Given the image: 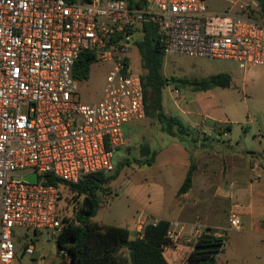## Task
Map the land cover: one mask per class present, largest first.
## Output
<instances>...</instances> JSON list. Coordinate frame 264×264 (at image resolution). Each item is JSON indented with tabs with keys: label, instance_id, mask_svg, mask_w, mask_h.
I'll return each instance as SVG.
<instances>
[{
	"label": "built area",
	"instance_id": "2783aa9c",
	"mask_svg": "<svg viewBox=\"0 0 264 264\" xmlns=\"http://www.w3.org/2000/svg\"><path fill=\"white\" fill-rule=\"evenodd\" d=\"M130 2L140 0H0V264L15 259V229L61 232L64 188L50 180L77 184L112 172L124 127L145 118L141 73L128 57L142 25L155 27L165 58L231 60L244 73L264 68L255 0H233L221 12L206 0ZM86 52L91 66H108L102 96L91 103L80 99L73 76ZM32 175L35 182L25 179ZM229 224L241 230L233 213ZM145 225L137 223L134 239H143ZM167 237L178 238L170 230ZM33 251L25 243L23 254Z\"/></svg>",
	"mask_w": 264,
	"mask_h": 264
},
{
	"label": "rangeland",
	"instance_id": "374dc122",
	"mask_svg": "<svg viewBox=\"0 0 264 264\" xmlns=\"http://www.w3.org/2000/svg\"><path fill=\"white\" fill-rule=\"evenodd\" d=\"M231 1L233 0H206V4L209 11L221 12L230 6ZM128 57L132 71L141 73V57L135 44L130 47ZM163 66L166 77L174 81L162 90V109L165 113H169V109H172L173 100L180 101L184 97L187 98V95L192 96L194 93L189 85L182 84L179 80H200L217 72L239 73L237 77H232L229 74L232 81L228 87L215 86L209 90L200 91V98L195 96L197 103L195 101L191 103V108L201 118H205L206 125L211 119L220 123L227 122L230 126L229 133L225 135L222 126L221 129L219 125L213 126L214 124H212L210 129L200 128L197 135L191 133V139H194V134L200 139L211 138L212 144L220 148V153L235 152L244 159H249L250 156L264 157V70H261L257 77L254 76L244 82V79L240 76L242 72H239L236 63L231 60L171 55L165 58ZM107 69L108 66L101 62H96L90 67L88 79L79 83L78 94L83 102H96L101 98ZM254 69L257 68H250L247 72ZM173 87L176 90L169 91ZM124 133V144L117 149L113 158L114 170L105 173L106 176H112L120 168L116 178L113 179L114 181H111V196L106 200V195L103 193L99 195L100 207L92 218V221L99 226L124 224L123 222L131 216L134 204L145 203L147 196H151L152 185L161 182V174L165 163L176 161L175 167L185 163L184 154L175 152L173 159L172 156L168 158L170 152L168 145L176 139L161 130V124L155 117L145 116L140 121L130 122L124 127ZM143 146H148L150 152L163 149L158 159L151 166L139 163L145 158L141 150ZM206 154L208 156L203 158V161L209 164L207 171H205L206 176L204 177L200 173L201 175L197 177V180L200 182L206 178L210 184L225 181L227 176L223 160H220V163L215 162L212 158L213 150H207ZM201 162L198 163L201 164ZM214 163H218L220 167L214 170ZM260 166L264 169V163ZM213 171L215 172L213 173ZM259 184L264 185V172L259 178ZM67 194H69L67 189H62L63 198L60 201V208L63 211L66 205L64 196ZM71 201L73 203L69 202L66 206L67 209L64 211L65 214L63 213L68 219L74 218L73 216L80 206L81 199L73 198ZM210 205H212L211 208ZM226 205L227 203L222 201L206 200L200 203L198 208L207 213L210 209L222 211ZM226 214L229 215V211ZM222 220H224V217H222ZM197 228L201 231L206 229ZM200 230H198L199 233ZM211 230L224 235L222 230ZM245 230L241 232L228 230L225 233V245H264L259 237ZM194 233L191 234L192 238H195ZM54 240L55 238L45 230L37 231L35 234L31 230L15 229L13 236L16 252L15 264H57L59 255ZM190 240L192 239L185 235L177 243L192 245ZM24 243L32 245L34 250L32 256L23 254Z\"/></svg>",
	"mask_w": 264,
	"mask_h": 264
},
{
	"label": "crops",
	"instance_id": "0c3cea01",
	"mask_svg": "<svg viewBox=\"0 0 264 264\" xmlns=\"http://www.w3.org/2000/svg\"><path fill=\"white\" fill-rule=\"evenodd\" d=\"M163 67L162 73L164 74ZM261 70L264 69L257 68L249 72H242L240 76L246 82L245 80H249L254 76L257 77ZM229 74L232 77L239 75V73ZM172 89L175 88H170L169 91L172 92ZM200 93V91H194L192 96L187 95V98L184 97L183 100H173L172 109H169V113L164 112L167 116L178 118L184 127L187 128L186 135L172 137L176 140H173L168 145V148H170L168 158L172 156L173 159L175 152L184 154L185 163H182L179 167L178 165L175 167L176 161L165 163L161 174V182L152 185L151 196H147L146 202L143 204L135 203L131 216L123 222L124 224L116 225L125 227L129 231V238L134 239L137 223L140 220L144 224L155 223L160 219L169 221V230L178 237L176 241L171 242V246H166L163 249V255L169 264H188L186 257L193 249L196 240L192 238L191 234L200 230L197 227L222 230L224 235L214 233L215 235H223L224 238L228 230L236 231L229 224L232 213L237 215L241 221V230L236 232L246 229L245 231L256 235L264 242V185L259 184V178L264 172V169L260 166L264 163V157L250 156L249 159H244L235 152L220 153V148L212 144L211 138L210 140L197 137L196 135L202 127L210 129L213 123L229 125L227 122L220 123L213 119L206 125L207 121L205 118H201L191 108V103L195 101V96L200 98ZM191 133L196 134L193 135L194 139H191ZM228 133L226 132L225 135ZM207 150H213L212 158L215 162L220 163V160H223L225 163L227 176L225 181L210 184L206 178L200 182L197 180V177L201 175L200 173L204 177L206 176L205 171H207L209 164L205 163L203 158L208 156L206 154ZM162 151L163 149L157 151L152 164L158 159ZM192 161L196 166L192 177V185L187 192L178 194V190ZM199 161H202L201 164L198 163ZM218 163L213 164L214 170L220 167ZM111 181L107 186L109 194L105 196L106 200L109 199L112 193L111 183L114 180ZM206 200L213 202L222 201L227 203V205L222 211L210 209L206 213L203 212V209L198 208L200 203ZM209 207L211 208L212 205ZM227 211H229V215L226 214ZM222 217H224V220H222ZM185 235L192 239L190 240L192 245H180V242L177 243ZM12 264H15V259ZM215 264H264V245H225L224 243L222 250L216 255Z\"/></svg>",
	"mask_w": 264,
	"mask_h": 264
},
{
	"label": "trees",
	"instance_id": "16d2710c",
	"mask_svg": "<svg viewBox=\"0 0 264 264\" xmlns=\"http://www.w3.org/2000/svg\"><path fill=\"white\" fill-rule=\"evenodd\" d=\"M142 1L130 2V6H139ZM255 2L258 5L260 17L264 18V0H255ZM134 44L141 57L146 116L157 118L161 124V130L171 137L186 135L187 128L180 120L167 116L162 109V89L174 81L162 73L165 57L155 27L151 24L142 25ZM92 63V55L87 52L82 53L74 65L73 76L79 82L87 80ZM231 81V76L222 72L213 73L200 80H179L182 84L189 85L193 91H206L215 86L225 88L231 84ZM213 124V126H222L226 132L230 130L229 125ZM141 150L145 158L139 163L150 166L157 152H150L148 146L141 147ZM195 169L196 166L192 161L178 194H183L190 189ZM119 170L120 168L112 176H106L105 173L93 174L77 184L50 180V183L66 188L69 193L64 196L66 204L64 211L69 202L73 203L71 201L73 198L81 199L73 219L66 218L65 212L62 211L61 232L55 237L54 242L58 255L60 251H65L69 261H64L59 255L57 264H169L163 255V247L172 245L167 237L169 221L160 219L155 223H147L144 227L143 239H130L129 231L125 227L99 226L92 221L100 207V193L109 194L107 186L111 180L115 179ZM224 242L223 235H215L210 228H206L195 240L193 249L186 257V262L215 264L216 255L222 250Z\"/></svg>",
	"mask_w": 264,
	"mask_h": 264
},
{
	"label": "water",
	"instance_id": "95a60500",
	"mask_svg": "<svg viewBox=\"0 0 264 264\" xmlns=\"http://www.w3.org/2000/svg\"><path fill=\"white\" fill-rule=\"evenodd\" d=\"M26 180H29L31 182H35L36 181V177L34 175L32 176H28V177H25Z\"/></svg>",
	"mask_w": 264,
	"mask_h": 264
}]
</instances>
